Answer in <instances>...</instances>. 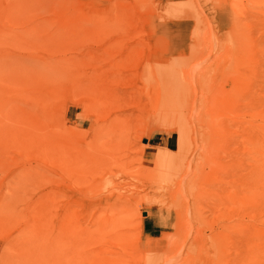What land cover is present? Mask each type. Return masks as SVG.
I'll use <instances>...</instances> for the list:
<instances>
[{
	"label": "rangeland",
	"instance_id": "rangeland-1",
	"mask_svg": "<svg viewBox=\"0 0 264 264\" xmlns=\"http://www.w3.org/2000/svg\"><path fill=\"white\" fill-rule=\"evenodd\" d=\"M0 264H264V0H0Z\"/></svg>",
	"mask_w": 264,
	"mask_h": 264
}]
</instances>
